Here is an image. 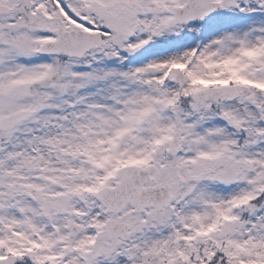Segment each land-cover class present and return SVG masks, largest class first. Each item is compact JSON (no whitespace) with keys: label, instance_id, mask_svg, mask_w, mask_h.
Returning <instances> with one entry per match:
<instances>
[{"label":"snow or ice","instance_id":"obj_1","mask_svg":"<svg viewBox=\"0 0 264 264\" xmlns=\"http://www.w3.org/2000/svg\"><path fill=\"white\" fill-rule=\"evenodd\" d=\"M0 264H264V0H0Z\"/></svg>","mask_w":264,"mask_h":264}]
</instances>
